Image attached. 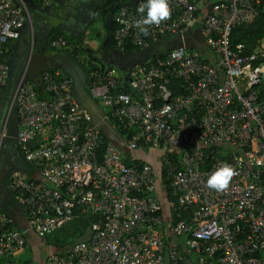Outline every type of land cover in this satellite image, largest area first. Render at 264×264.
Returning a JSON list of instances; mask_svg holds the SVG:
<instances>
[{
	"label": "built area",
	"instance_id": "obj_1",
	"mask_svg": "<svg viewBox=\"0 0 264 264\" xmlns=\"http://www.w3.org/2000/svg\"><path fill=\"white\" fill-rule=\"evenodd\" d=\"M262 1L169 0L170 19L144 36L134 25L146 0H120L113 38L121 49L132 43L144 50L166 35L180 37L164 55L128 69L130 91L118 89L115 66L99 79L93 72L90 92L125 130L130 154L143 147L156 156L150 162L131 155L127 162L116 142L102 143V127L59 67L40 73L46 96L25 80L36 50L32 11L27 0H0V53L25 36L22 70L1 117L0 149L15 109V143L38 172L27 178L13 168L7 188L42 239L78 211L99 216L86 240L48 254L46 264H120L125 256L126 264H264V165L256 163L264 157V97L255 88L264 78V43L247 51L243 41H231L233 27L251 21ZM50 43L69 46L63 36ZM10 70L0 57V89ZM172 77L181 80L178 94L171 91ZM224 163L237 174L227 191L217 192L206 181ZM162 170L176 198L167 213L158 186ZM9 221L0 214V225ZM25 243L21 229H0V255Z\"/></svg>",
	"mask_w": 264,
	"mask_h": 264
},
{
	"label": "crops",
	"instance_id": "obj_2",
	"mask_svg": "<svg viewBox=\"0 0 264 264\" xmlns=\"http://www.w3.org/2000/svg\"><path fill=\"white\" fill-rule=\"evenodd\" d=\"M102 1L103 0H53L48 4H42V2H38L37 4V2H35L36 7L32 8L31 11L39 25L37 28L39 36L44 38L49 29L52 27H58L72 38L68 47H54L56 49L47 48L41 53H38L37 58L44 65H60L61 67L59 68L62 70V74L72 78L71 89L73 95L82 106L90 111L93 121L97 122L102 127L105 135L108 136V139L113 140L119 145L123 155L129 154V156L133 155L145 160L152 159L156 161V156L152 155L149 152V149H145L143 147L133 150L130 154L126 142L122 137L121 130L118 128L119 126L115 127L112 123L108 108L105 107L100 100L97 97H94L90 92V87L94 81V71L98 72L97 79H99L101 73L106 68L109 66H115L121 77L126 76L128 69L133 64L139 63L138 51L135 50L133 52L126 53L123 50L124 48L121 49L116 43H111L113 32L111 27L113 24L109 22L108 24L110 30L106 29L101 11L97 9L92 12L94 5ZM198 25L199 22L196 21L194 24V30L197 29ZM188 36L190 37V35ZM188 36H184V39H189ZM178 38L180 37L166 36L160 41V44H166L167 46L169 43H172V47L180 41H178ZM260 41L264 43L263 38ZM13 46L15 47L13 51H16L17 55H14V52L11 53V59L13 60V63H16L18 66V64H22L24 61L23 49L25 48V44L21 43L17 46V43L15 42ZM19 48L21 49L18 50ZM157 48H159V44L154 47V50ZM74 49H77L75 53L72 51ZM9 57L10 56H8V59H10ZM10 76L12 78L9 83L10 87H8L5 93L0 96V124L1 117L3 116L2 113L7 107L9 96L11 95L14 84L19 77L17 71L11 73V70ZM38 82L40 86H42L39 80ZM3 95L6 97L3 98ZM3 99H5V101ZM15 114L16 113L12 110L9 115L7 123L8 134L5 136L2 143L4 147L2 157L8 164L4 163V165L1 166L0 171L4 174L9 168H16L21 174H25L27 178H37V169L32 166L33 168L30 170L31 164H28L24 160V157H22L20 152V148L15 143V133L17 128V118ZM11 217L13 218L14 226L23 231L26 237V243L23 247L9 255L10 259L13 261H21L32 258L34 264H46V257L48 253H59L61 249H58L54 243H49L52 246L51 250H48L49 252L44 254L36 253V256L34 257L29 255L23 256L22 258L21 255L27 253L26 247L28 245L30 247L32 246L31 243L33 237H35L39 242H45L46 240L40 238L28 226L24 211L20 205L17 207L15 205L12 208ZM0 256L3 257V255ZM9 256H5V258L3 257L1 264H9V260H7V257Z\"/></svg>",
	"mask_w": 264,
	"mask_h": 264
},
{
	"label": "trees",
	"instance_id": "obj_3",
	"mask_svg": "<svg viewBox=\"0 0 264 264\" xmlns=\"http://www.w3.org/2000/svg\"><path fill=\"white\" fill-rule=\"evenodd\" d=\"M132 1V0H130ZM29 7L35 8V2H40L41 0H27ZM120 0H103L102 2H99L97 4L94 5V7L92 8V12L96 11L97 9H99L101 11V15L104 21V25L106 27V29L110 30L109 27V22H111L113 24V26L111 27V30L114 31L115 27L118 25L116 20H115V11L118 7ZM32 24H33V28H34V41H35V53L33 56L32 61L30 62V64L27 67L26 73H25V80L31 82V84L33 85V87L35 89H37L39 91V96H46L47 93L42 89V86H40L38 80L40 79V73L43 69H54L56 67H61L58 64H55L53 66L50 65H44L43 63H41L39 61V59L37 58V54L41 53L43 50H46L47 48L49 49H56L54 48V46L51 45L50 41L52 38L57 37V36H63L67 39L68 44L70 45V42L72 41V38L67 35L66 33H64L60 28L58 27H52L51 29H49L46 33V36L44 38H42V36L38 35V23L36 22V18H34L33 14H32ZM166 36H173L175 37L176 35L173 34H169ZM164 36V37H166ZM163 37V38H164ZM161 38L159 41H157L156 43L152 44L149 48L144 49V50H140L138 49L137 46L133 45L132 43H127L124 47V51L126 53L129 52H133V51H138V58H139V63H150L152 62L155 57L157 55H164L168 49L171 48V46L166 47V45H162L160 48H157L154 50V47L157 46L158 44H160V41L163 39ZM264 39V0L260 3V7H259V12L258 14L249 22H241L240 24H237L236 26L233 27L232 31H231V41L233 43L237 42V41H243L245 43V48L247 51L252 50V48L261 40ZM79 39V38H78ZM180 40V38H178V41ZM17 43V46L21 43L25 42V36H23V38L21 40H12L11 43L8 44L7 49L0 53V57L4 60H6L7 62L10 63V67H11V73H14L15 71H17V73L19 71L22 70V66L23 64H18V66L16 65V63H13V60L11 59V53H13V49H15V47L13 46L15 44V42ZM111 43L115 44L114 38H113V32H112V39H111ZM110 43V44H111ZM11 44V45H10ZM13 46V47H12ZM189 47L194 46V44H188ZM68 47V46H67ZM21 48H19L18 50H20ZM149 49V50H148ZM74 53L77 51V49L72 50ZM14 55H17V52H14ZM8 56H10L8 59ZM152 57V58H151ZM151 58V59H149ZM16 59V58H15ZM149 59V60H147ZM13 63V64H11ZM17 69V70H16ZM11 76L9 77V82L3 86L0 89V96L5 93V91L7 90L8 87H10V80H11ZM121 82L118 86V89L120 90H124V91H130L131 88L126 84V76H121L120 77ZM40 81V80H39ZM170 87H171V91L173 94H178L182 91V85H181V80L179 78H175L172 77L170 80ZM255 88L258 90L259 96L260 97H264V78H262V80L255 85ZM120 127V126H119ZM121 128V127H120ZM121 134L123 139H125V130H123L121 128ZM108 140V136L105 135L104 132V138H103V142L105 143ZM22 157H24V160L28 163L31 164L30 165V170H32V166H35V164H33L31 161H29L25 156L24 153L20 150ZM130 156L129 154H125L123 155V159L127 162L130 161ZM139 157H137L138 159ZM150 162H153L154 160H149ZM23 174V173H22ZM164 170L161 171L160 173V178H159V188L160 189H164L165 190V196H164V200L162 202V211L164 213L170 212L171 211V207L173 205V203L175 202L176 198L174 195L171 194V189L165 185V178H164ZM24 177L25 174H23ZM33 178V177H32ZM36 179V178H34ZM7 194H9V198L7 197ZM0 198L3 199L2 203L0 205V214L2 215H6V216H11L12 215V208L17 204V198L15 197L14 193L7 189L6 193H3L1 190L0 193ZM99 216L96 213H91L89 212H76L75 216L68 221L67 223L63 224L61 227L55 229L54 231H52L51 233H57V238L54 245H56V247L58 249H61L59 251L58 254H64L67 250V248L76 240H86L87 238V234L89 231V227L91 226L92 222H94L95 220H98ZM6 227H15L14 226V222L13 221H9L6 224L0 225V229L2 228H6ZM49 233L45 240L49 241V235L51 234ZM188 253V250H185ZM49 254V253H48ZM7 260H9V264H34V261L32 258H28L25 260H21V261H13L12 259H10V256L7 257Z\"/></svg>",
	"mask_w": 264,
	"mask_h": 264
},
{
	"label": "clouds",
	"instance_id": "obj_4",
	"mask_svg": "<svg viewBox=\"0 0 264 264\" xmlns=\"http://www.w3.org/2000/svg\"><path fill=\"white\" fill-rule=\"evenodd\" d=\"M137 11L141 14L135 21V28L144 36L149 35L152 26L159 27L164 21L170 19L171 8L169 0H146ZM257 165H264V157L256 161ZM236 169L224 163L216 167L207 178V186L217 192L227 191L229 185L236 175ZM127 257H122L120 264H126Z\"/></svg>",
	"mask_w": 264,
	"mask_h": 264
},
{
	"label": "rangeland",
	"instance_id": "obj_5",
	"mask_svg": "<svg viewBox=\"0 0 264 264\" xmlns=\"http://www.w3.org/2000/svg\"><path fill=\"white\" fill-rule=\"evenodd\" d=\"M92 25V24H91ZM164 45V44H163ZM166 45V44H165ZM171 45H173L172 43H169L166 47H170ZM162 46V43H161V45H159V48ZM201 49H203L204 48V46H201L200 47ZM23 64V63H22ZM86 67H87V64H86ZM20 72V71H19ZM19 72H18V76H19ZM6 96L5 95H3V98H5ZM4 101H5V99H3ZM6 109H7V107L5 108V110L3 111V113H2V115H5V112H6ZM3 149H4V147H3V144H2V147H1V149H0V168H1V166L2 165H4V163H7V161L2 157V151H3ZM4 159V160H3ZM8 164V163H7ZM11 167V166H10ZM10 169V171L12 170V168H9ZM9 169L7 170V171H5L6 173H1V171H0V191L2 190V192L3 193H6L7 192V187H6V184H7V182H8V176H9V174L8 173H10L9 172ZM161 195L162 196H165V190L164 189H162L161 190ZM9 194H7V197L6 198H9ZM2 200L3 199H1L0 198V205H1V203H2ZM17 206H19V202H18V200H17V204H16V207ZM165 224L166 225H168V222L166 221L165 222ZM181 236H178V235H175V234H173V239H175V240H181ZM56 239H58L57 238V233H51L50 235H49V241H37L36 240V238L35 237H33V239H32V243H31V247L28 245L27 247H26V251H27V253L26 254H24V255H21V257L23 258V256H36V253L38 254H40V253H47V252H49L48 250H51V248H52V246L49 244V243H51V244H53V243H55V241H56ZM4 258H5V256H3ZM2 256H0V264H1V261H2V258H3ZM20 257V256H19Z\"/></svg>",
	"mask_w": 264,
	"mask_h": 264
},
{
	"label": "flooded vegetation",
	"instance_id": "obj_6",
	"mask_svg": "<svg viewBox=\"0 0 264 264\" xmlns=\"http://www.w3.org/2000/svg\"><path fill=\"white\" fill-rule=\"evenodd\" d=\"M25 49V48H24ZM23 49V55H24V52H25V50Z\"/></svg>",
	"mask_w": 264,
	"mask_h": 264
},
{
	"label": "water",
	"instance_id": "obj_7",
	"mask_svg": "<svg viewBox=\"0 0 264 264\" xmlns=\"http://www.w3.org/2000/svg\"><path fill=\"white\" fill-rule=\"evenodd\" d=\"M21 40V39H20ZM175 45V44H174ZM11 68V67H10ZM13 112H15V109H13Z\"/></svg>",
	"mask_w": 264,
	"mask_h": 264
}]
</instances>
